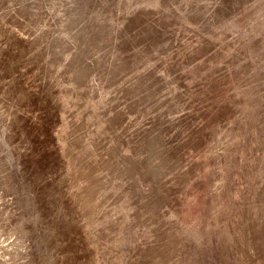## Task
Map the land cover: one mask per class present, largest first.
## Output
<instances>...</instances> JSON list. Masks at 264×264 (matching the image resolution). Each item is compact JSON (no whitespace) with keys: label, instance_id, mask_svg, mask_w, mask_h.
I'll use <instances>...</instances> for the list:
<instances>
[{"label":"rangeland","instance_id":"1","mask_svg":"<svg viewBox=\"0 0 264 264\" xmlns=\"http://www.w3.org/2000/svg\"><path fill=\"white\" fill-rule=\"evenodd\" d=\"M0 264H264V0H0Z\"/></svg>","mask_w":264,"mask_h":264},{"label":"bare ground","instance_id":"2","mask_svg":"<svg viewBox=\"0 0 264 264\" xmlns=\"http://www.w3.org/2000/svg\"><path fill=\"white\" fill-rule=\"evenodd\" d=\"M156 140V139H155Z\"/></svg>","mask_w":264,"mask_h":264}]
</instances>
